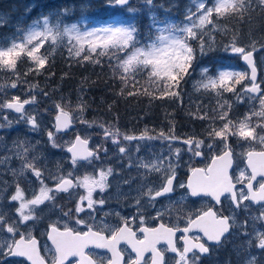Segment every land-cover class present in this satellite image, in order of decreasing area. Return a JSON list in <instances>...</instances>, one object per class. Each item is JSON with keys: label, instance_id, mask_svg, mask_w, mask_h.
<instances>
[{"label": "snow or ice", "instance_id": "6c2138e0", "mask_svg": "<svg viewBox=\"0 0 264 264\" xmlns=\"http://www.w3.org/2000/svg\"><path fill=\"white\" fill-rule=\"evenodd\" d=\"M106 2L109 7L124 9L133 17L138 11L131 0ZM143 3L150 11L156 7L154 0H143ZM191 3L194 7L186 9L184 21L179 24L152 16L149 26L152 33L147 41L139 38L133 19L119 15L83 27L77 23H64L62 17L69 15L67 8L45 15L34 20L26 30L17 27V35L0 37V71L10 73L11 89L27 84V91L34 92L39 85L27 81L28 73L42 74L41 70L50 65L57 49L67 47V58L74 59L78 64L85 61L101 64V58L106 57L114 76L121 81V94L128 90V95H135L139 91L137 85L140 79L147 77L149 82L156 85V91L148 93L153 98L180 99L181 93L177 89L184 76L190 75L193 62L198 56H208L219 47L214 34L229 35L228 26L219 21L225 18L244 21L247 18L250 22L251 14L257 9L264 13V0H191ZM5 23L0 17V27H4ZM161 24L164 26L160 27ZM192 41H196L198 47H194ZM237 41L238 35L233 34L222 45L223 51L242 59L247 70L218 69L215 75H211L208 67H201V80L197 82V87L214 92L218 98L222 97L224 91L233 92L241 103L245 99L250 102L258 100L260 111L251 110L242 119L233 120L229 116L231 104L226 100L218 99L217 107L211 109V114L201 112L198 106L197 111L190 115L209 121L207 140L198 137L181 140L171 131L153 135L145 130L139 136L121 133L113 125L84 119L83 103L77 105L80 115L75 119L65 103L53 105L56 109L55 131H47L48 142L52 148L70 154L69 162L73 169L79 167L82 161L95 165V161L100 159L99 152L103 150L107 154L108 151L100 145L89 148V136L79 133L75 134L74 140L63 144L59 142L57 134L67 132L78 120L88 128L96 126L102 129L105 139L118 146L121 158H127V167L144 171L138 172L141 183L134 197L140 222L138 231L143 233V237H138L137 232L133 231L128 218L124 219L123 226L110 228L104 225L94 229L86 225L87 231H77L68 224L61 230L57 223H51L45 233L52 245L51 248L45 246L51 255V264H105V258H97L87 251L89 248L105 249L111 253L106 258V264H201L202 259L211 254L213 246L221 247L233 234L243 237L234 248L239 264H264V87H261L264 78L257 80L258 64L254 56L264 48V44L257 47L254 40L248 45H241ZM260 61L264 63V54H261ZM24 63H27L28 71L22 74L18 65ZM22 75L25 79L20 78ZM246 80L248 83L244 84ZM235 85H242L239 92ZM7 87L0 86V90L4 91V96L0 98V130H10L23 123L33 132L40 131L35 111L25 107L35 105L36 96L22 99L18 95H9ZM10 113L16 115L11 116ZM253 117L257 118L255 122ZM217 120L222 122L219 126H216ZM231 137L247 145V150L240 153L246 158V167L237 174L231 171L236 159L235 150L229 142ZM151 140L168 142L169 154L156 156L152 160L143 157L133 160L129 145L122 143ZM177 140L187 147L174 148L172 142ZM38 144L39 141L33 144L27 139L16 138L9 146L0 136V168L3 169L0 171V200L14 206L12 212L11 208L6 211L0 205V264H48L47 257L41 255L39 241L31 231V227L42 218L40 206L48 202L55 207L57 194L63 192L78 196L75 208L64 212V216L79 214L85 208L94 210L96 204L105 203L104 199H94V192L98 189L103 193L111 186L108 177L114 174L112 167H100L98 177L85 175L77 178L73 171L64 174L62 162L57 161L55 171H52L46 164L38 163L42 158V153L36 151ZM204 149L211 153V162L204 168H192L187 182L178 186L186 189L181 200L210 197L214 205L188 208L186 211L177 209L176 222L165 223L164 217L171 214L172 205L160 209L156 205L160 203L159 198L169 196L176 190V168L181 152L188 151L195 157H203ZM135 151H140V144L135 145ZM14 159L20 162L19 168L11 167ZM7 173L12 176L11 182L2 178ZM153 173L159 174L158 185L149 179ZM29 176L38 182L39 194L34 193L31 198H26L25 188L20 181L31 183ZM134 179L136 177L123 183L131 184ZM46 180H52L54 186H49ZM9 188L13 190L9 192ZM77 188H83L84 193L70 191ZM226 201L228 214L224 212ZM149 208L155 209L152 219L157 221L156 226H145V217L141 212ZM75 222L85 223L81 218H76ZM105 232L110 234L105 235ZM178 233L181 235L178 236ZM121 242L135 253L127 261L124 251L119 248ZM161 244L164 247H159ZM69 258L76 259L70 261Z\"/></svg>", "mask_w": 264, "mask_h": 264}, {"label": "rangeland", "instance_id": "374dc122", "mask_svg": "<svg viewBox=\"0 0 264 264\" xmlns=\"http://www.w3.org/2000/svg\"><path fill=\"white\" fill-rule=\"evenodd\" d=\"M154 3L156 7L150 11L144 5L143 0H131L132 6L138 9L135 16L133 17L124 9L117 7H109L106 0H21V5L19 6L20 14L17 18V23H15V25L12 22V10H17V8H13L11 5H9L7 9L2 4L0 6V17H2L6 23L4 27H0V37L17 35L15 31L17 27L26 30L34 20L42 18L45 15L58 13L63 9L67 8L69 10V15L62 17L65 24L70 25L71 23H77L78 26L83 27L88 25L89 23L101 21L100 19H107V17L119 15L120 17L133 19L135 26L139 24V29H144V32H142V35L139 36V38L142 41H147L148 36L152 33V30L149 27L152 24V16L155 15L160 20L167 19L168 23L179 24L184 21L186 9L189 6L194 7V5L191 3V0H154ZM159 26L163 27L164 25L161 24ZM152 38L153 40L155 39V34L152 35ZM215 39L217 45L219 46L217 50L205 57L198 56L197 59L193 62L192 69L189 70L190 81L188 82V89L185 91V100L188 101L191 99L192 102H202V104L205 101L204 105L209 108L212 104H216L215 107H211V109H213L217 107L218 99H229L231 100L233 105L232 109L236 110L235 114H233L232 111V114H229V116L233 120L242 119L245 114L251 110L260 111V105L258 100L250 102L245 99L244 102L241 103L236 99V95L233 92L224 91L222 97L218 98L212 91H206L203 88L198 89L197 82L201 80V67H208L211 70V75H215L218 69L246 70V68H244L241 64V59L230 53H225L222 48V41H220L216 36ZM66 44L67 41H65V45ZM61 49L62 48H58L57 50ZM63 50H65V53L67 54V47H63ZM261 54H264V48L263 50H260V52H258L256 56L258 69H260L261 72L260 80L261 78H264V63L260 61ZM18 67L19 71L22 74L28 71L27 63L20 64L18 65ZM0 75H2L0 76V86H8L7 93L9 95L14 94L20 97L23 96L24 98H27L31 95L36 96L37 103L35 105H30L28 109L35 111L37 120L40 123V131L38 132L31 131L30 128L23 123L14 126L10 130H0V136L4 137L5 143L11 146L12 141L16 138L27 139L33 144L39 141V144L36 146V151L38 153H42V158L40 161H38L39 164H46L48 169L55 171L56 162L61 161L63 165V173L66 174L67 171H73L74 177L77 178H82L85 175L97 176L100 167H103L105 169H107L108 167H112L114 169V174L108 177V181L110 182L111 186L107 188L103 193L94 196V199L96 200L104 199L105 203L103 205L96 204L94 206V210L90 209V214L87 216H89L91 219H94L91 226L100 225L102 227L104 225H107L110 228H116L114 222H116L118 219L122 221L127 218L126 214L124 212H121L123 207L129 206L131 208L137 209L134 197H136L137 195V186L141 183V179L138 175V172L142 173L144 170H138L136 167L128 168L127 158H121V155L118 153V146L113 144L110 139H105L102 133V129L96 126L88 128L86 125L80 124L78 120L75 123L77 124V127L76 129H74V131L67 133L66 135H57L59 142L63 144L65 143V141L74 140L75 134L79 133L82 136H89V141L92 147L95 148L96 146L100 145L102 146V148H107L108 151L107 154H105L103 150L99 152L100 159L95 161V165L80 163L79 167L73 169L71 163L69 162V154L66 151H62L57 148H52L51 144L48 142L47 131L50 129L54 131L53 123L54 116L56 114V109L53 107V105L57 103V101L51 100L48 94L44 95V84L41 82L39 83L37 80L33 79V77H37L40 74L37 75L34 72H29L26 76V79L30 84L39 85L38 89H36L34 92L27 91V84L16 89H11L10 83L12 81V78L10 76V73L0 71ZM20 78L25 79L23 75ZM243 83L246 84L248 83V81L246 80ZM261 87H264V84H262ZM235 88L236 91L239 92L242 88V85H235ZM3 96L4 91L0 90V98H2ZM69 111L74 119L80 115L78 109L75 110L74 108L70 107ZM10 115L15 116V114L13 113H10ZM83 117L85 119L84 112ZM256 120L257 118L253 117V122H255ZM103 123L109 125L106 122ZM149 129L151 128H145L140 126L139 130L135 133L127 134L139 136L145 130H148L149 134L153 135L159 133L154 132L153 129ZM257 131H259V129H257ZM167 133L169 132L167 131ZM193 137H198L207 140L206 134L204 136ZM230 140H235V142H238L240 150L241 148L242 150H247V145L245 142L238 141L236 137H231ZM122 143L129 145V151L131 152L133 160H135L137 157H143L146 160H152L155 159L156 156H167L169 154L168 142H164L161 140L131 142L122 141ZM137 144H140V151L138 153L135 151V145ZM172 144L174 148L179 147L184 149L187 147L183 144ZM209 154V159H211V153L209 152ZM195 162L196 157L193 156L191 152H181L179 165L176 168V174L179 177L178 181L176 182V190L172 197H168L161 200L160 203L156 205L157 209L168 208L169 204H171L172 207L170 209V212H172V214L176 216L177 209L186 211L188 208H200L202 206H209L211 204V200L209 198H189L188 200H181V197L186 192V189H181L178 185L179 183L187 182V176L191 172L190 170L194 168ZM200 164L203 165V161H200ZM19 166L20 162L14 159L11 163V167L19 168ZM243 168H245V163L242 165L240 163V166L237 169V173ZM0 171H3V169L0 168ZM132 177H136V179L132 180L131 184L123 183L124 180L131 179ZM158 177V173H153L149 177V179L158 185L160 183ZM2 178L8 180L9 182L12 181V176L10 173L5 174ZM29 179L32 181L31 183L25 180H21L20 182H22L23 187H27L29 194L33 195L34 191H36L37 189L39 190V186L38 182H35L34 177L29 176ZM46 182L50 185L54 184L52 180H46L45 183ZM58 198L60 201H62V206H60L57 210L53 211L51 207L45 205L42 208L43 214H45L44 217H46L47 215H53L54 217H56L55 222H59L60 220H62V223L65 225L66 221L62 217L63 209L69 210L75 208V206L70 203V199L63 197ZM190 201H194V203ZM3 202L4 200H0V205H3L4 208ZM104 206L109 207L103 208ZM225 209L228 211L227 201L225 203ZM147 210H150V208ZM241 216H243V213H241ZM206 264H239V261L237 259L236 252L234 251L233 258L228 262H224L223 260L220 261L217 258H211L210 261Z\"/></svg>", "mask_w": 264, "mask_h": 264}, {"label": "trees", "instance_id": "16d2710c", "mask_svg": "<svg viewBox=\"0 0 264 264\" xmlns=\"http://www.w3.org/2000/svg\"><path fill=\"white\" fill-rule=\"evenodd\" d=\"M219 23L227 25L230 30L228 36L215 33L223 44L227 43L233 34L238 35L237 42L241 45H248L253 40L257 42V47L264 44V13H260L259 9L251 14L250 22L247 18L244 21L225 18ZM136 27L138 36H141L144 29L141 27L139 29V24ZM192 44L198 47L196 42L192 41ZM101 60V64L87 61L78 64L74 59L69 60L64 54L57 53L50 65H46L41 72L42 74L33 79L44 84L43 90L51 100L64 102L68 110L70 107L76 110L77 105L83 103L86 120L106 122L122 133H135L140 126L151 128L154 132L167 133V128L171 126V131L179 138L206 134L209 121L196 119L190 113L196 112L199 106L201 112L211 114V107H215L216 104H212L209 108L204 105V100L203 104L192 102L191 99L185 100V91L190 81L189 75L184 76L180 81L177 89L182 96L180 99L153 98L148 93H154L156 85L149 82L147 77L140 79L137 85L139 91L135 95H128V90L121 94V81L114 76L112 68L109 67V60L106 57ZM226 101L231 104L229 114L231 115L232 112L235 114L236 110L232 109L231 100L226 99ZM215 123L219 126L222 122L217 120Z\"/></svg>", "mask_w": 264, "mask_h": 264}, {"label": "flooded vegetation", "instance_id": "af4514ba", "mask_svg": "<svg viewBox=\"0 0 264 264\" xmlns=\"http://www.w3.org/2000/svg\"><path fill=\"white\" fill-rule=\"evenodd\" d=\"M2 4L7 9L9 7V5H11L13 8L14 7L17 8V10L16 9L12 10L13 11V13H12L13 21L12 22L15 25V23H17V18L20 14L19 6L21 5V0H0V6ZM229 142L232 144V146L235 150V153H236V159L234 161L233 168L231 170L233 174H236L237 169L240 166V163H241V165L245 163V167H246V158L242 157L240 155L241 152H244L246 150H242V148L240 150V148L238 146L239 144H238V142H235V140H229ZM204 152H205V155L203 157H196L195 167L204 168L211 162V159H209V155H210L209 151L204 150ZM200 161H203V165L200 164ZM97 177H98V174H97ZM178 178L179 177L177 175V181H178ZM20 183H21V186L23 187L22 182H20ZM49 186H54V184H51V185L49 184ZM24 188H25L26 198H31L33 195L29 194L27 187H24ZM12 190L13 189L10 188L9 192H11ZM70 191H75L77 193L83 194L85 190L83 188H77L75 190H70ZM34 193L39 194V190L37 189L36 191H34ZM100 193L101 192H99V190L97 189V191L94 192L93 196L99 195ZM58 197L70 199L72 201L71 203H74L78 200V196H76V195L70 196L69 193H59V194H57V200L55 202V207H51L48 202H45L44 205L40 206V209L42 210V208L45 205H47V206L51 207L53 211L57 210L60 206H62L61 205L62 201H60ZM163 199H165V197L159 198L160 201ZM73 200H74V202H73ZM214 203L215 202L211 200V204L209 206H213ZM3 204H4V208L6 211L9 208H11L12 212H14V206L13 205H9L7 203V201H5V200H4ZM108 207L109 206H104L103 208H108ZM217 207H219V206H217ZM72 209H74V208H72ZM64 212H68V210L63 209V215H62L63 219L66 221V224H68L69 227H72L77 231H87L86 225L91 226L92 222L94 221V219H91L89 216H87L90 214V209H85L84 212H81L79 214H71L70 213V216H64ZM121 212H124L126 214L127 218L130 220V226L132 227L133 231H136L137 236L142 238L143 233H140L138 231V228L140 226V222H139V217L137 216V209L126 206V207H123ZM224 212H225V214H228V211L225 208H224ZM170 213H171L170 215H167L164 217L165 223H169V222L175 223L176 222V220H175L176 216H174L172 214V212H170ZM40 214L42 217L41 220H39L34 226L31 227V231H32L33 236H35V238H37V240L39 241V244L41 247V255L47 257L48 264H51V255L45 250V246H47L48 248H51L52 245H51V241H49L47 239V236L45 233L49 230L48 226L51 223H57L61 230H63L64 224L62 223V220H60L59 222H55L56 217H54L53 215H51V216L47 215L46 217H44L45 214H43V211L40 212ZM141 215H143L145 217V226H156L157 221L152 219V217L155 215L154 209L150 208V210L143 211V212H141ZM134 216H137V218L135 220H131V218ZM76 218L83 219L85 223L84 224H76V222H75ZM29 223L31 224V222H29ZM123 224H124V220L120 221L118 219L116 222H114V225L116 227L123 226ZM93 227L95 229V228H98L101 226L95 225ZM109 234H110L109 232H105V235H109ZM179 235H181V234L178 233V236ZM242 239H243V237H239L236 234L231 235L229 237L228 241L226 243H224L221 247L217 248V247L213 246V251L211 252V254L209 256L204 257L202 259L201 264L208 263L211 258L212 259L217 258L220 261L223 260L224 262H228L229 260H231L233 258L235 246L239 245L241 243ZM159 247H164V245L161 244V245H159ZM119 248L124 251L126 261L129 259L130 256L131 257L135 256V253L131 252V249L128 247V245L126 243L121 242L119 245ZM87 251L92 252L97 258H99V257L105 258V264H106V258L111 255L110 253L107 252V250L103 251L100 249L89 248V249H87ZM9 259H17V258H9ZM74 259H76V258H74ZM74 259H72V260H74Z\"/></svg>", "mask_w": 264, "mask_h": 264}, {"label": "water", "instance_id": "95a60500", "mask_svg": "<svg viewBox=\"0 0 264 264\" xmlns=\"http://www.w3.org/2000/svg\"><path fill=\"white\" fill-rule=\"evenodd\" d=\"M254 56H255V54H254ZM242 62H243V60H242ZM243 64L247 67V65L243 62ZM259 79V70H258V75H257V80ZM25 107H27V105L25 106ZM73 128H75V124L73 125V127L72 128H69L68 129V131L67 132H70ZM66 132H60L59 134H65ZM89 148H91L90 146H89ZM190 176V175H189ZM173 193H171V194H169V196H171ZM194 199H196V198H194ZM72 258H69V260H71Z\"/></svg>", "mask_w": 264, "mask_h": 264}]
</instances>
